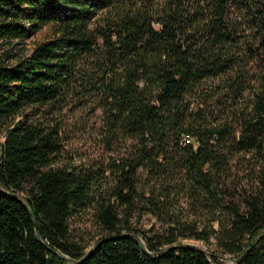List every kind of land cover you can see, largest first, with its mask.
Segmentation results:
<instances>
[{"label":"trees","instance_id":"obj_1","mask_svg":"<svg viewBox=\"0 0 264 264\" xmlns=\"http://www.w3.org/2000/svg\"><path fill=\"white\" fill-rule=\"evenodd\" d=\"M101 10L112 16L95 28ZM48 25L28 55L0 60V264H213L173 245L206 239L173 217L181 196L215 216L232 264H264V0H0V43ZM83 93L121 152L102 171L107 234L85 254L68 219L97 176L57 166L60 127L36 119ZM238 173L249 191L230 194ZM138 211L167 216V228L122 225L120 213Z\"/></svg>","mask_w":264,"mask_h":264},{"label":"rangeland","instance_id":"obj_2","mask_svg":"<svg viewBox=\"0 0 264 264\" xmlns=\"http://www.w3.org/2000/svg\"><path fill=\"white\" fill-rule=\"evenodd\" d=\"M111 16L112 11L101 10L92 22L93 27L97 28L102 25L103 21ZM50 36L51 26L48 25L24 41L0 43V60L4 65L14 64L17 59L28 55L35 43ZM5 54L8 55V58L5 57ZM51 110L47 111L43 117L42 115L37 116L36 119L46 123L51 122V124L56 122L60 127L61 149L55 158V164L83 172H93L97 176L89 202L78 211L73 212L68 219L69 242L85 254L93 249L102 236L107 234L98 217V208L108 198V184L111 183H109L111 180L108 177V172L103 177L102 171L108 162L116 160L121 152L116 145L112 150L109 149L102 111L91 96L84 93L82 96L71 95L62 105ZM17 119L18 117L14 118L13 122ZM2 140L3 136H0V141ZM250 180L249 175L238 173L231 183L230 194L237 192L239 195L244 191H249ZM236 200L238 201L237 198ZM116 210L121 212V209ZM194 212V209L188 205V201L181 196L174 207L173 217L188 224L195 223L198 230L205 229L206 239L177 237L173 245L182 244L201 249L210 254L213 264H232L236 256L223 252L217 246L211 229H209L211 226L214 229L217 228V223L212 221L215 216L204 210ZM118 216L121 218L123 226L130 227L135 233L140 232V235L143 233L162 234L169 221L167 216H163L161 219L142 211L135 212L131 217L124 213H120ZM122 232L125 233L124 230ZM141 240L143 243L144 240L142 238Z\"/></svg>","mask_w":264,"mask_h":264},{"label":"water","instance_id":"obj_3","mask_svg":"<svg viewBox=\"0 0 264 264\" xmlns=\"http://www.w3.org/2000/svg\"><path fill=\"white\" fill-rule=\"evenodd\" d=\"M241 260V258H239L238 260H237V262H239Z\"/></svg>","mask_w":264,"mask_h":264}]
</instances>
